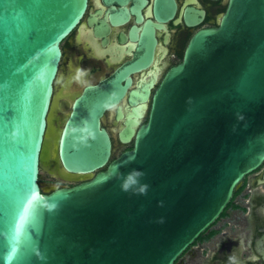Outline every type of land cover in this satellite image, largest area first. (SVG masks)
Masks as SVG:
<instances>
[{
	"label": "water",
	"instance_id": "water-1",
	"mask_svg": "<svg viewBox=\"0 0 264 264\" xmlns=\"http://www.w3.org/2000/svg\"><path fill=\"white\" fill-rule=\"evenodd\" d=\"M87 4L0 0V264H175L264 163V0H229L154 92L155 74L128 92L152 62L151 31L133 59L61 102L54 160L92 175L56 172L76 182L45 188L61 42ZM114 107L115 143L103 125Z\"/></svg>",
	"mask_w": 264,
	"mask_h": 264
},
{
	"label": "flooded vegetation",
	"instance_id": "flooded-vegetation-1",
	"mask_svg": "<svg viewBox=\"0 0 264 264\" xmlns=\"http://www.w3.org/2000/svg\"><path fill=\"white\" fill-rule=\"evenodd\" d=\"M228 3L229 0H88L85 14L61 42L47 133L49 156L52 157L57 135L56 117L61 102L72 100L85 85L99 82L133 59L151 31L156 39L152 62L131 74L133 82L128 92L140 88L155 74L154 92L165 73L182 61L192 35L199 29L218 26ZM78 67L91 71L77 80ZM120 104L123 108L133 106L128 96ZM115 108L108 110L103 120L114 143L123 124V120H116ZM130 143L127 148L133 146V141ZM175 264H264V163L244 178L222 214Z\"/></svg>",
	"mask_w": 264,
	"mask_h": 264
},
{
	"label": "rangeland",
	"instance_id": "rangeland-1",
	"mask_svg": "<svg viewBox=\"0 0 264 264\" xmlns=\"http://www.w3.org/2000/svg\"><path fill=\"white\" fill-rule=\"evenodd\" d=\"M130 145H131V143H128V144H116L113 155L114 156L119 155V153L122 150H124L125 148L129 147ZM46 165H45V167H42L41 170H40V180L41 181H43V182L50 181L53 184H57V185H69V184H72L73 182H76L74 180L73 181L65 180V179H61V178L55 176L57 174L54 173V171L55 172H58V171L55 168V162H54V158L53 157L49 158V162L46 163ZM60 171H61V173L64 176H69L70 175L67 172H64V170H62V169ZM91 175H92V173H88V174H85V175L71 174L70 177L72 176L73 178H71V179H74V177L77 176L78 178H76V179H82V178H86V177L91 176Z\"/></svg>",
	"mask_w": 264,
	"mask_h": 264
},
{
	"label": "bare ground",
	"instance_id": "bare-ground-1",
	"mask_svg": "<svg viewBox=\"0 0 264 264\" xmlns=\"http://www.w3.org/2000/svg\"><path fill=\"white\" fill-rule=\"evenodd\" d=\"M46 147H47V145H46ZM46 153H48L47 152V150H46ZM52 157L54 158V146H53V148H52ZM49 158H50V156H49V153L47 154V161H46V163H48L49 162ZM54 162H55V166H56V168H57V171L59 172L60 171V168H59V166L57 165V162L54 160ZM52 170V169H51ZM54 171V170H53ZM54 173H56L55 171H54ZM57 174V173H56ZM68 174H70L71 175V173H68ZM70 175L69 176H65V177H67V178H73L72 176L70 177ZM78 175V174H77ZM79 175H85V174H79ZM76 178H78L77 176L76 177H74V179H76ZM43 185L45 186V188H49V187H51L52 185H54L53 183H43Z\"/></svg>",
	"mask_w": 264,
	"mask_h": 264
},
{
	"label": "clouds",
	"instance_id": "clouds-1",
	"mask_svg": "<svg viewBox=\"0 0 264 264\" xmlns=\"http://www.w3.org/2000/svg\"><path fill=\"white\" fill-rule=\"evenodd\" d=\"M90 71H91L90 68L78 67L77 68V80H79V76L80 75H85L86 76ZM124 187L126 188L127 186L124 185ZM230 259H234V258L231 257V255H230Z\"/></svg>",
	"mask_w": 264,
	"mask_h": 264
}]
</instances>
